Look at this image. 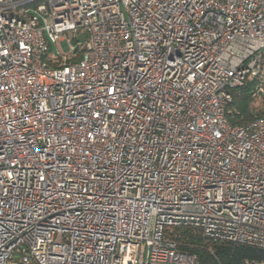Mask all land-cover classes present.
<instances>
[{"label":"built area","instance_id":"2783aa9c","mask_svg":"<svg viewBox=\"0 0 264 264\" xmlns=\"http://www.w3.org/2000/svg\"><path fill=\"white\" fill-rule=\"evenodd\" d=\"M248 81L264 0H0V264H198L178 228L264 249Z\"/></svg>","mask_w":264,"mask_h":264},{"label":"trees","instance_id":"16d2710c","mask_svg":"<svg viewBox=\"0 0 264 264\" xmlns=\"http://www.w3.org/2000/svg\"><path fill=\"white\" fill-rule=\"evenodd\" d=\"M255 81L230 90L232 101L226 110L231 123H243L255 116L264 115V106L254 104ZM264 101V93L257 96ZM185 249L196 254L198 264H264V249L228 242L215 243L211 250L204 243L199 232L191 228H178Z\"/></svg>","mask_w":264,"mask_h":264},{"label":"rangeland","instance_id":"374dc122","mask_svg":"<svg viewBox=\"0 0 264 264\" xmlns=\"http://www.w3.org/2000/svg\"><path fill=\"white\" fill-rule=\"evenodd\" d=\"M67 40L71 43V45H75L77 42H79L80 44H82L85 40H86V33L83 30H78L77 33H73V32H68L67 33ZM61 53L62 55H67V48H66V44L65 42L60 44H54V43H50L49 49L46 53L47 57H53L55 56L57 53ZM254 104L256 106H264V101L261 99H258L257 96L254 99Z\"/></svg>","mask_w":264,"mask_h":264}]
</instances>
